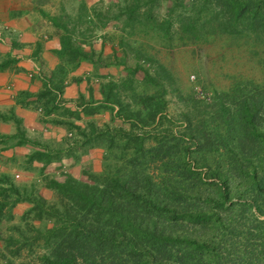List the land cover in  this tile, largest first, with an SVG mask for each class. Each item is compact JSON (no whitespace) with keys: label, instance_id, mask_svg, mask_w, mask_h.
Here are the masks:
<instances>
[{"label":"trees","instance_id":"trees-1","mask_svg":"<svg viewBox=\"0 0 264 264\" xmlns=\"http://www.w3.org/2000/svg\"><path fill=\"white\" fill-rule=\"evenodd\" d=\"M180 1L183 6L182 0H176ZM202 1L205 5L193 6L194 14L209 11L206 3L210 0ZM216 2L224 11L227 8L230 18L221 21L223 11L218 10L207 24L216 20L226 33L264 38L262 1ZM135 3L122 10L127 23L134 26L135 20L140 23L138 18L146 16L151 21L147 15L151 9L146 8L145 14L147 6ZM199 20L183 12L176 18L180 29L174 30L175 22L168 19L162 23L160 35L170 42L176 34L182 40L197 38ZM61 39L64 50L58 52L60 57L71 52L69 62H76L84 55L79 47L73 49L72 41L64 44ZM136 54L132 75L142 70L137 67L142 60L156 66L155 77L144 71L146 82L158 87L162 95L167 93L166 83L177 93L187 107L180 116L184 129L175 134L139 133L137 123L143 130L155 123L165 110L164 101L156 102L154 96L131 97L149 110L143 117L141 110L127 111L121 94L105 92L103 86L106 104L119 105L124 124L130 122L134 127L127 131L90 124L87 129H75L77 138L69 153L77 149L89 152L107 138V149L118 155L88 183L74 178L64 183L51 181L47 188L56 194L54 203L35 196L30 201L34 208L26 215L38 222L45 220L47 225L29 227L28 235L13 227L17 236L1 239L0 257L7 264H13L8 255L17 258L25 250L35 255L31 264H264V221H260L264 216V84L237 80L230 89L212 94L207 112L208 106L195 94H181L165 67L141 51ZM52 78L51 90L43 84L49 101H55L56 92L63 89L62 77ZM115 86L109 84L110 90ZM204 93L201 90L202 96ZM31 160L49 165L55 158L36 152ZM1 182L8 179L1 178ZM19 192L12 184L0 187V224L11 221L16 205L23 203ZM240 213L250 214L255 224L243 227L245 217ZM242 227L248 228L243 232V251L234 246L224 249V243L230 242L224 237L238 236ZM37 249L42 253H36Z\"/></svg>","mask_w":264,"mask_h":264},{"label":"rangeland","instance_id":"rangeland-1","mask_svg":"<svg viewBox=\"0 0 264 264\" xmlns=\"http://www.w3.org/2000/svg\"><path fill=\"white\" fill-rule=\"evenodd\" d=\"M182 1L183 6H180L181 1L178 4L176 0H116L109 6L97 4L95 8L74 0H61V3L57 0L49 4L52 9L51 14L56 16L49 20L51 22L49 32L58 31L61 35L60 44L61 38L64 44L72 41L73 49L79 47L84 55L76 62H69L68 57L71 52L61 57L58 55L59 51L64 50L61 44L57 52L58 64L53 70L38 65L40 67L35 71L36 73L29 72L28 76L39 79L42 85L47 83L49 90L52 87L50 79L53 76L62 77L63 80L62 92H56L55 101H49L44 85L39 96L32 100V103H24L22 99L20 100L23 105L38 114L35 118L36 124L29 127L14 113L8 116L0 115V121L2 119L14 127L12 135H0V179H8V182H1L0 187L9 188L12 184L23 195V203L16 205L13 210V219L0 224V249L4 245L1 239L17 236V233H13V227L21 228L20 230L28 235L29 227L42 229L47 225V221L38 222L34 220L33 215L26 214L34 208L30 201L35 196H42L48 203L56 202L55 192L47 188L51 181L64 183L68 178H74L88 183L92 177L100 176L106 170L108 163L118 155L116 151L107 149L109 146L107 138L100 141V145L89 152L77 149L73 151L76 154L69 153V149L73 147L74 140L77 138L76 128L84 130L90 124H95L99 129H106L105 126H109L129 131L134 127L130 122L124 124L120 118L122 112L119 105L106 104L101 91L103 86L105 92L108 91L112 95L121 94L127 111L135 113L141 110L143 117L148 115L149 110L137 103L139 99L135 100L131 97L154 96L156 102L164 101L165 110L158 116L155 123L144 127V130L141 125L135 123L138 127L135 130L139 133L171 131L175 134L184 129L180 116L187 111V107L178 99L177 93H173L170 85L166 83L167 93L162 95L158 87L155 88L146 82L144 71L149 70V73L155 77L156 66L142 60L137 65L142 70L132 75L131 71L136 67V51L143 52L148 58L156 60L165 67L173 76L181 94H195L208 106L207 112L210 109L212 94L215 91L230 89L237 80L245 79L259 85L264 84V38L256 39L253 34L235 35L236 33L229 31L226 33L219 28L216 20L207 24L218 10L223 11L220 15L221 21H227L230 18L227 8L224 11L222 5H217L216 0L206 3L209 11L201 15L193 13V6L205 5L201 4L204 3L202 0H197V5H193L194 0ZM242 1L264 3V0ZM135 2L147 6L144 7V11L146 8L151 9L150 14L147 11L144 12L152 17L151 21H148L146 16L138 18L140 23L135 20L134 26L127 23V16L122 15V10L129 5L134 6ZM39 5L43 6L42 3ZM183 12L200 19L197 38L189 36L182 40L176 34L171 42L165 40L164 35H160L162 23L171 19L175 22L173 29L179 30L180 26L176 23V18ZM107 31L109 32L106 33ZM11 42L12 38L8 43L10 47H12ZM4 61L0 65V71L15 66V59L9 57ZM123 61L125 65H121ZM52 79L56 80V78ZM69 83L80 86L81 90L79 96L72 102H66L62 98V93ZM109 84L116 86L110 90ZM203 89L205 93L202 96L200 93ZM41 95L44 97H40ZM152 105L155 106L156 103ZM90 111L93 112L92 115ZM151 143L149 142L150 145ZM19 146H22L19 156L3 154ZM36 152L51 155L55 160L49 165L32 161L31 157ZM42 190H46L45 194H42ZM13 197L15 198V195ZM239 215L245 217L241 221L243 227L255 224L250 214H248L249 217L247 213ZM260 221H264V216L260 217ZM243 227L239 230L242 233L238 236L224 237V240L230 241L224 243V249L234 246L239 251H243L246 243L243 232L248 229ZM36 253L40 254L42 250L37 249ZM34 256L25 250L20 257L12 258L8 255L7 259L13 261V264H31L35 259ZM0 264H7V262L0 257Z\"/></svg>","mask_w":264,"mask_h":264},{"label":"crops","instance_id":"crops-1","mask_svg":"<svg viewBox=\"0 0 264 264\" xmlns=\"http://www.w3.org/2000/svg\"><path fill=\"white\" fill-rule=\"evenodd\" d=\"M57 0H0V29L6 33V44H0V65L7 58L15 59L13 68L0 71V115L14 113L25 121L29 127L36 124L38 114L27 108L24 103H32L43 89L42 82L29 77V72H35L40 66L53 70L58 64L57 52L60 49V33L50 31L49 20L56 16L51 14L49 4ZM90 7L97 4L109 6L116 0H74ZM61 3V0H58ZM42 3L43 6L39 4ZM107 31L106 33H108ZM51 33V35L49 34ZM10 38H12L9 46ZM5 62V61H4ZM38 65H40L38 67ZM36 73V72H35ZM80 86L69 83L62 93L66 102H72L79 96ZM22 95V98H20ZM24 98V99H23ZM27 98V100H25ZM22 101L20 102V100ZM13 125L0 121V135L13 134ZM22 146L4 152L7 156H19ZM28 151V150H26ZM1 171V169H0ZM43 191V190H42ZM46 190L42 192L45 194Z\"/></svg>","mask_w":264,"mask_h":264},{"label":"built area","instance_id":"built-area-1","mask_svg":"<svg viewBox=\"0 0 264 264\" xmlns=\"http://www.w3.org/2000/svg\"><path fill=\"white\" fill-rule=\"evenodd\" d=\"M7 39H6V33L0 29V44H6Z\"/></svg>","mask_w":264,"mask_h":264}]
</instances>
